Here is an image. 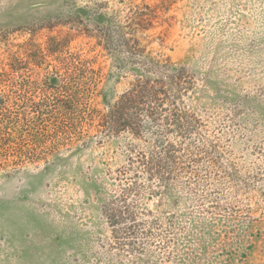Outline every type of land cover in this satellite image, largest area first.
Listing matches in <instances>:
<instances>
[{
    "label": "rangeland",
    "instance_id": "obj_1",
    "mask_svg": "<svg viewBox=\"0 0 264 264\" xmlns=\"http://www.w3.org/2000/svg\"><path fill=\"white\" fill-rule=\"evenodd\" d=\"M144 5L158 17L135 32L144 52L131 54L122 33L130 37ZM74 53L101 74L99 111L147 82L167 89L160 118L173 112L183 126L149 123L140 138L91 133L37 162L8 157L0 264H264V0H0V76L38 82V101ZM154 58L185 68L187 89L156 73ZM166 142L175 150L165 155ZM135 151L173 164L160 180Z\"/></svg>",
    "mask_w": 264,
    "mask_h": 264
},
{
    "label": "trees",
    "instance_id": "obj_2",
    "mask_svg": "<svg viewBox=\"0 0 264 264\" xmlns=\"http://www.w3.org/2000/svg\"><path fill=\"white\" fill-rule=\"evenodd\" d=\"M143 8L146 12L134 11L132 19L126 25L130 28V37L125 38L123 36L126 33H122L121 46L131 54L135 50L144 52L141 48L136 49L138 42L135 32L151 28L158 17L156 8L147 5ZM94 37L100 39V36ZM101 39L104 40L103 49L109 52L108 35L101 34ZM100 43L101 40L98 45ZM150 61L156 73L167 74L176 91L187 89L181 85L187 73L185 68L173 64L169 58H154ZM94 63L93 58L82 59L79 54H69L61 62L63 75L51 73L42 83L50 98L45 96L38 101L33 96L38 82L22 80L17 83L4 74L0 76L6 78L0 79V87L4 85L7 88L0 90V166L6 163L3 161L8 157H12L13 165L45 160L59 146L72 143L73 138L83 140L91 133L99 138L103 135L129 132L135 138H140L149 123L155 124L159 121L167 126L166 131L182 128V116L172 112L170 118H160L163 99L168 94L167 89L155 88L147 82L137 81L131 84L119 97L116 108L108 110L107 113L99 111L91 102L93 92L101 80L100 72L93 68ZM6 81L7 84H2ZM173 93L178 97L185 92ZM48 124L52 127L51 131L47 129ZM10 144L15 146L11 149ZM160 147L165 155L175 150L169 142L160 144ZM9 150L13 152L10 154ZM135 153L144 171L160 180L168 173V163L171 166L173 164L170 157ZM122 214L123 212H118L115 215L114 223H120L124 219Z\"/></svg>",
    "mask_w": 264,
    "mask_h": 264
}]
</instances>
